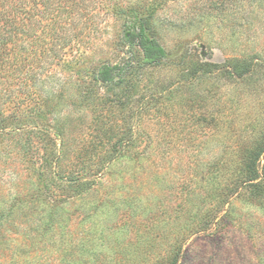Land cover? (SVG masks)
Returning <instances> with one entry per match:
<instances>
[{
	"label": "rangeland",
	"instance_id": "374dc122",
	"mask_svg": "<svg viewBox=\"0 0 264 264\" xmlns=\"http://www.w3.org/2000/svg\"><path fill=\"white\" fill-rule=\"evenodd\" d=\"M208 7L160 0L157 37L170 59L120 86L92 76L126 53L123 19L102 21L75 46L82 61L57 66L62 74L44 84L42 94L54 95L40 112L6 110L22 121L0 131V260L19 247L18 264H162L176 236L184 240L177 264H264V198L252 187L206 230L178 234L212 218L211 163H236L251 130L264 128V63L245 80L193 81L195 67L264 60V3ZM220 170L224 181L227 165Z\"/></svg>",
	"mask_w": 264,
	"mask_h": 264
},
{
	"label": "trees",
	"instance_id": "16d2710c",
	"mask_svg": "<svg viewBox=\"0 0 264 264\" xmlns=\"http://www.w3.org/2000/svg\"><path fill=\"white\" fill-rule=\"evenodd\" d=\"M247 1L208 0L209 13L232 11L234 6L239 3L245 5ZM252 1L264 3V0ZM146 2L144 4L142 0H0V131L14 127L22 121L18 120L16 114L13 115L15 120L4 116L6 110L18 113L25 107L38 113L47 105L51 98L50 93L53 94L54 91L46 94L42 92L45 91L44 84L48 80L57 76V73L62 74L56 67L60 65L66 67L74 61L81 62L83 53L78 55L75 46L91 40L93 34L101 29L102 21L107 23L110 17L123 19L124 35L122 42L119 43L123 44L128 55L125 53L116 63L95 65L92 71L95 80L105 85L120 86L126 81V77L131 79L138 75L142 71L140 67L159 66L163 60L170 59L157 37L155 14L160 0ZM203 19L200 18L201 21ZM136 46L139 49L135 50ZM140 61L142 63L138 66L137 62ZM262 63L264 60L260 62L257 55H251L228 60L227 64L218 66L215 70L195 67L193 81L213 73H225L234 80H245L255 74L257 66H262ZM163 91L165 90L152 92L151 95L157 97L162 95ZM14 121L17 123L14 124ZM254 129L251 130L252 134L246 137L240 160L235 163L231 159L229 164L222 162L221 166L218 161L211 163V167L214 168L209 177L212 189L208 193L213 205L211 220H203L180 228L178 232L180 236L185 234L190 236L206 230L216 218L213 214L222 210L229 199L246 186L252 187L253 195H261L264 198V182H260L264 179V128ZM226 165L229 176L222 181L220 177L224 175L220 174V167L225 168ZM173 239L169 244L168 256L162 264H177L183 255V238L175 236ZM3 245L0 247L6 248ZM18 249L19 247L14 249L10 261L0 260V264H18L20 259L15 255L19 252Z\"/></svg>",
	"mask_w": 264,
	"mask_h": 264
}]
</instances>
